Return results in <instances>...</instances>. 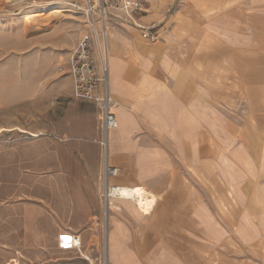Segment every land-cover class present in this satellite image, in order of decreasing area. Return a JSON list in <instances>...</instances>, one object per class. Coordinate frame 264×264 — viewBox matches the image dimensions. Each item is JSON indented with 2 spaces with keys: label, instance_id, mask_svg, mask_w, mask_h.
I'll use <instances>...</instances> for the list:
<instances>
[{
  "label": "crops",
  "instance_id": "obj_1",
  "mask_svg": "<svg viewBox=\"0 0 264 264\" xmlns=\"http://www.w3.org/2000/svg\"><path fill=\"white\" fill-rule=\"evenodd\" d=\"M140 1L145 11L135 14L136 24L121 17L117 24L109 17V90L118 127L109 132L108 157L117 168L110 184L142 186L148 197L154 195V202L144 213L128 198L105 200L96 124L74 133L47 134L44 147L34 150L28 163L29 183L34 196L44 200L45 212L43 224L35 219L33 228L44 243L43 251L62 263L61 258L71 257L65 263L88 264L70 245L71 237H79L81 249L95 263L103 236L107 264H209L205 253L227 248L230 235L242 246L264 237V163L256 164L253 158L248 165L243 146L232 151L235 157L230 160L224 152L218 172L235 196L238 210L232 215L221 212L220 201L206 191L210 179L196 176V171H212L207 137L211 138L212 124H224L226 117L221 112L219 117L212 115L209 85L176 79L187 70L173 60L183 37L177 35L178 26L168 28L165 19L175 6L196 26L205 5L190 0ZM218 6L209 28L221 37L234 35L237 61L245 52L254 54L256 37L264 35V0H236L234 14H229L227 0H219ZM139 25L151 27L157 38H146ZM127 27L154 45V51L144 53ZM161 48L167 50L157 52ZM96 113L98 120L97 109ZM257 138L264 140V134ZM220 145L226 148L222 141ZM261 150L264 155V147ZM61 236L62 247L57 243Z\"/></svg>",
  "mask_w": 264,
  "mask_h": 264
},
{
  "label": "rangeland",
  "instance_id": "obj_2",
  "mask_svg": "<svg viewBox=\"0 0 264 264\" xmlns=\"http://www.w3.org/2000/svg\"><path fill=\"white\" fill-rule=\"evenodd\" d=\"M190 1L205 5L196 26L185 12H176L175 6L165 19L167 27L178 26L177 35L183 37L173 60L188 71L176 79L181 84L209 85L212 115L219 117L221 112L226 117V123L217 120L212 124L211 138L207 137L212 171H196V176L210 179L206 191L220 201L221 212L232 215L238 210L235 196L220 181L218 172L224 152L230 160L235 157L232 151L243 146L248 165L253 158L256 164L264 163L260 154L264 140L257 138L264 134V99L253 98L254 94L264 95L260 92L264 89V35L256 37L254 54L245 52L237 61L234 35L221 37L209 28V20L219 13V0ZM82 5L83 0H0V264L11 258L19 264H67L71 260L61 258L62 263L58 257L50 258L43 251L41 237L34 234L35 219L43 224L44 200L34 196L28 163L33 151L44 147L47 134L74 133L95 124L97 130L96 107L75 97L67 72L68 53L83 30L77 7ZM235 5L236 0H227L229 14H234ZM56 9L61 11L54 12ZM110 16L117 24L121 22L116 11ZM124 29L135 35L144 53L154 51V45L135 30ZM164 48L157 52H165ZM220 137L226 148L221 147ZM57 239L61 246L62 236ZM243 243L230 235L227 248L217 247L219 250L205 253V257L209 264L264 261V237ZM103 247L101 236L100 262L105 258Z\"/></svg>",
  "mask_w": 264,
  "mask_h": 264
},
{
  "label": "built area",
  "instance_id": "obj_3",
  "mask_svg": "<svg viewBox=\"0 0 264 264\" xmlns=\"http://www.w3.org/2000/svg\"><path fill=\"white\" fill-rule=\"evenodd\" d=\"M76 6V5H75ZM83 30L70 49L67 58V72L73 84L77 99L90 101L98 111V127L101 136L98 140L102 160L103 197L110 189V179L117 174V168L109 163L108 135L118 127L114 107L115 100L109 90L108 35L109 17L113 12L136 24L135 14L145 11L140 0H83L81 7ZM150 40L157 38L151 27L138 26ZM114 186V185H113ZM70 245L86 259L88 264H107L106 259L94 261L81 253V242L71 237ZM105 257V256H104ZM4 264H19L15 258Z\"/></svg>",
  "mask_w": 264,
  "mask_h": 264
},
{
  "label": "bare ground",
  "instance_id": "obj_4",
  "mask_svg": "<svg viewBox=\"0 0 264 264\" xmlns=\"http://www.w3.org/2000/svg\"><path fill=\"white\" fill-rule=\"evenodd\" d=\"M60 9L54 10V12H59ZM110 65V63H109ZM122 197L128 198L135 202L136 206L144 213L149 212L152 204L154 202V195L151 194L148 197V192L142 186H127V185H111L110 189L107 191L105 200L108 197Z\"/></svg>",
  "mask_w": 264,
  "mask_h": 264
}]
</instances>
